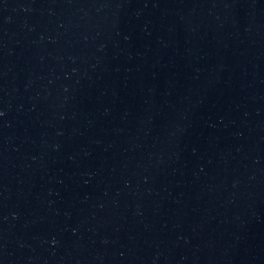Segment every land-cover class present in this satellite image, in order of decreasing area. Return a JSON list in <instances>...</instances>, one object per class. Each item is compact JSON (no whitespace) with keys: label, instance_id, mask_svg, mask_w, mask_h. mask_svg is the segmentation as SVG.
Wrapping results in <instances>:
<instances>
[{"label":"water","instance_id":"obj_1","mask_svg":"<svg viewBox=\"0 0 264 264\" xmlns=\"http://www.w3.org/2000/svg\"><path fill=\"white\" fill-rule=\"evenodd\" d=\"M0 264H264V0H0Z\"/></svg>","mask_w":264,"mask_h":264}]
</instances>
